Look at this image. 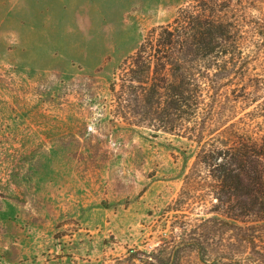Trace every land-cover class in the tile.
Listing matches in <instances>:
<instances>
[{
    "label": "rangeland",
    "instance_id": "obj_1",
    "mask_svg": "<svg viewBox=\"0 0 264 264\" xmlns=\"http://www.w3.org/2000/svg\"><path fill=\"white\" fill-rule=\"evenodd\" d=\"M187 1L0 0V264H132L160 243L197 146L126 122L110 84Z\"/></svg>",
    "mask_w": 264,
    "mask_h": 264
},
{
    "label": "trees",
    "instance_id": "obj_2",
    "mask_svg": "<svg viewBox=\"0 0 264 264\" xmlns=\"http://www.w3.org/2000/svg\"><path fill=\"white\" fill-rule=\"evenodd\" d=\"M261 2L188 0L115 73L118 116L197 146L160 243L132 250V264H183L188 253L200 264H264V56L250 48L264 44Z\"/></svg>",
    "mask_w": 264,
    "mask_h": 264
}]
</instances>
